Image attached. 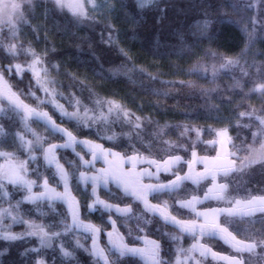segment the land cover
<instances>
[{
  "label": "snow or ice",
  "instance_id": "6c2138e0",
  "mask_svg": "<svg viewBox=\"0 0 264 264\" xmlns=\"http://www.w3.org/2000/svg\"><path fill=\"white\" fill-rule=\"evenodd\" d=\"M38 6L45 20L64 22L54 25L61 36L102 25L110 67L92 52L94 63L76 57L91 76L72 71ZM168 7L170 0H0V240L34 238L22 253L34 254V264H47V249L60 264H82L78 251L87 264H264V181L243 179L264 176V47H256L264 45V0H192V16L174 33L179 44L162 55L191 58L171 75L196 79H164L169 73L138 64L122 46L128 31L111 22L121 12L135 25L148 13L164 19ZM212 16L239 32L238 52L210 46ZM222 76L231 79L226 99ZM25 82L27 91L18 87ZM120 84L150 97L193 90L206 107L161 119L158 100ZM17 224L25 230L14 232ZM214 240L228 250L216 251Z\"/></svg>",
  "mask_w": 264,
  "mask_h": 264
},
{
  "label": "trees",
  "instance_id": "16d2710c",
  "mask_svg": "<svg viewBox=\"0 0 264 264\" xmlns=\"http://www.w3.org/2000/svg\"><path fill=\"white\" fill-rule=\"evenodd\" d=\"M37 2L39 5L40 0H37ZM43 2L49 3L50 6V0H43ZM191 3L192 0H170V7L167 9V15L164 19H158L156 13H148L140 25L128 23L122 12L114 15L111 22L116 29H126L128 31L129 37L122 40V46L126 49H131L134 59L138 64H151L154 65L156 70L169 73L164 79H196V77H188L184 75L179 77H173L171 75V73L176 72L179 69H187L192 62L191 58H180L176 55H172L171 57L162 55L173 51L171 47L173 44H179V38L174 35V33L180 30V26L187 23L192 16L193 13L190 7ZM42 11V7L38 6L36 9V15L42 23L47 25L50 43L56 44L58 53H62V60L67 61L68 66L72 71L78 73L86 72L87 75L91 76L92 73L88 70L86 65L81 66L77 64L76 57L78 56L81 61H90L94 63L91 55L92 52H95L97 56H102V51L107 48V45L101 40V32H104L105 39L107 37V32L104 31L103 26L101 25L95 31L87 29L79 30L75 36L70 34L61 36L55 31L54 25L59 26L64 22L60 20L58 16H49L47 20H45L40 16ZM220 15H224V13H220ZM210 18L213 20L210 30L217 33L216 38L212 41L210 46L230 54L238 52L239 48L242 46V38L235 27L227 21L221 23L217 16H212ZM132 33H135V39L131 38ZM31 38L32 37L29 35V39ZM40 46L43 47L44 45L41 44ZM204 46L208 47L209 45L205 43ZM256 47L261 48L264 47V45L258 44ZM153 51L161 55L153 56ZM107 59L108 57L102 56L105 68L110 67L107 63ZM257 59H260V57H257ZM117 62H119L118 58ZM201 83L204 82L201 81ZM230 83L231 79L228 76H222L218 81L220 86L219 90L223 93L225 99L230 95V92L227 89V85ZM18 87L27 91L26 82L19 84ZM115 87L121 88L126 94L136 96L140 100H158L159 104L162 105V108L160 112L157 113L154 111L153 114L161 119H168L173 122L182 120L183 116H181V113L183 112H196L206 107L204 97L200 96L198 92L194 93L193 90L177 89L173 90L168 97H150L141 94L138 84H120L115 85ZM211 102L220 106L225 114H227L226 106L221 103L220 99H214ZM199 122L203 123L202 120ZM232 135L235 137L236 132L233 131ZM243 179L244 181L251 180L258 184L259 182L264 181V176L256 173L251 177H244ZM17 198H19V195ZM44 210L48 211L46 206H44ZM33 218L36 217L34 216ZM92 218L95 219V216ZM35 243L36 241L34 238L30 240L26 238L22 241L13 242L11 246H9V242L0 240V251H3L5 247H8V251L4 256L0 257V260H11L14 261L15 264H34V254L28 253L22 255V253H24L26 248L34 246ZM223 247L224 246L219 241L214 246L216 249H221ZM42 254L43 258L47 261V264H54V261L55 264H60L61 258L58 252L54 253L51 249H47L43 250ZM77 257L81 260L82 264H87V261L90 259V257L82 251L77 252Z\"/></svg>",
  "mask_w": 264,
  "mask_h": 264
},
{
  "label": "rangeland",
  "instance_id": "374dc122",
  "mask_svg": "<svg viewBox=\"0 0 264 264\" xmlns=\"http://www.w3.org/2000/svg\"><path fill=\"white\" fill-rule=\"evenodd\" d=\"M60 207V205L58 204L57 205V208H59ZM12 230L14 231V232H22V231H24L25 230V226L24 225H20V224H17V225H13V228H12ZM167 231H172V229H167ZM81 241L82 242H84V243H90V241H87V240H85V237L82 235L81 237ZM218 242V240H214V241H211L210 242V244H211V246H215V244ZM219 242H221V244L224 246L223 248H221V249H216V248H214L216 251H227L228 250V248H227V245H224L223 244V242L222 241H219ZM187 243H188V241L186 240V242H185V244H186V246H187ZM87 254V253H86ZM88 255V254H87ZM208 264H215V262H213V261H211L210 259H209V261H208Z\"/></svg>",
  "mask_w": 264,
  "mask_h": 264
}]
</instances>
